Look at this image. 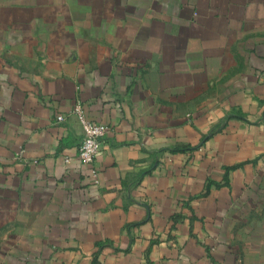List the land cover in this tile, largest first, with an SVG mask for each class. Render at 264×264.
<instances>
[{
    "label": "crops",
    "instance_id": "0c3cea01",
    "mask_svg": "<svg viewBox=\"0 0 264 264\" xmlns=\"http://www.w3.org/2000/svg\"><path fill=\"white\" fill-rule=\"evenodd\" d=\"M0 264H264V0H0Z\"/></svg>",
    "mask_w": 264,
    "mask_h": 264
},
{
    "label": "built area",
    "instance_id": "2783aa9c",
    "mask_svg": "<svg viewBox=\"0 0 264 264\" xmlns=\"http://www.w3.org/2000/svg\"><path fill=\"white\" fill-rule=\"evenodd\" d=\"M73 113L77 116L83 128V139L79 145V157L84 163L93 165L92 175L95 182L98 183L99 171L95 167V160L104 146L103 139L109 132V126L104 122L88 118L80 103L74 106ZM63 118V115L58 116V120H62Z\"/></svg>",
    "mask_w": 264,
    "mask_h": 264
}]
</instances>
